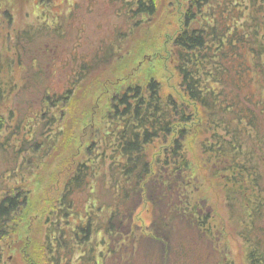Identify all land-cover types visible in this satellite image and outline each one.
I'll return each instance as SVG.
<instances>
[{
    "label": "trees",
    "instance_id": "1",
    "mask_svg": "<svg viewBox=\"0 0 264 264\" xmlns=\"http://www.w3.org/2000/svg\"><path fill=\"white\" fill-rule=\"evenodd\" d=\"M156 2L126 0L128 20L155 15ZM199 11L205 15L202 25L190 26ZM183 19V31L173 41L176 70L186 96L203 109L209 125L202 154L231 220L242 226L247 264H264V0H190ZM82 68L76 81L89 79L90 69ZM255 87L258 92L250 93ZM1 91L0 86L3 105L8 96ZM113 102L112 118L120 126L93 161L78 165L56 214L45 221L47 263L233 264L215 234L208 205L195 200L185 182L190 167L182 152L185 129L173 139L169 172L153 174L151 144L168 142L177 122L193 118L185 116L176 98L163 96L154 79L123 90ZM1 203L0 220L19 205L10 197ZM143 203L153 218L147 240L157 246H141L147 253L139 260L133 218Z\"/></svg>",
    "mask_w": 264,
    "mask_h": 264
},
{
    "label": "rangeland",
    "instance_id": "2",
    "mask_svg": "<svg viewBox=\"0 0 264 264\" xmlns=\"http://www.w3.org/2000/svg\"><path fill=\"white\" fill-rule=\"evenodd\" d=\"M0 1V86L8 96L0 105V205L8 197L19 204L0 220V264H49L43 250L46 219L56 214L78 165L93 161L107 147L108 134L120 126L112 118L114 97L151 79L193 118L177 122L168 142L151 144L154 176L169 172L173 139L185 129L182 152L190 162L185 182L195 200L208 205L227 258L247 264L242 226L231 220L230 206L202 154L209 130L204 111L186 96L176 70L173 41L183 31L190 0H157V13L142 16L145 22L137 18V25L128 20L126 0ZM196 16L199 20L190 26L202 25L205 15L199 11ZM49 24L54 26L47 31ZM84 67L90 69L89 79L76 81L75 73ZM254 92L256 87L250 90ZM151 210L143 203L134 215L137 247L157 246L147 240ZM146 253L143 248L135 258Z\"/></svg>",
    "mask_w": 264,
    "mask_h": 264
},
{
    "label": "bare ground",
    "instance_id": "3",
    "mask_svg": "<svg viewBox=\"0 0 264 264\" xmlns=\"http://www.w3.org/2000/svg\"><path fill=\"white\" fill-rule=\"evenodd\" d=\"M0 3H1V1H0Z\"/></svg>",
    "mask_w": 264,
    "mask_h": 264
}]
</instances>
